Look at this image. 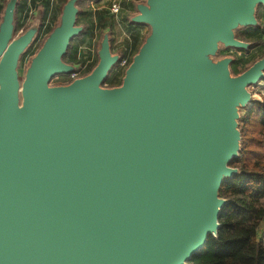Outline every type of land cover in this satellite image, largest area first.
<instances>
[{
  "label": "water",
  "instance_id": "water-1",
  "mask_svg": "<svg viewBox=\"0 0 264 264\" xmlns=\"http://www.w3.org/2000/svg\"><path fill=\"white\" fill-rule=\"evenodd\" d=\"M80 0H66L21 78L41 17L16 30L19 0L0 17V264H186L215 237L223 181L240 150L239 109L264 79V57L235 76L224 48L258 26L264 0H143L131 24L149 33L118 86L122 56L104 31L84 76L63 60ZM250 103V104H249ZM249 104V105H248Z\"/></svg>",
  "mask_w": 264,
  "mask_h": 264
},
{
  "label": "trees",
  "instance_id": "trees-1",
  "mask_svg": "<svg viewBox=\"0 0 264 264\" xmlns=\"http://www.w3.org/2000/svg\"><path fill=\"white\" fill-rule=\"evenodd\" d=\"M80 2L81 0L78 5ZM34 6L35 0H19L16 8L15 32L22 27L21 20H25L21 17L22 12L26 9L31 10ZM49 6L50 1L46 0L40 30L45 29L42 27L43 20L49 14ZM256 15L259 17L258 26L253 29L252 36L256 37L257 43H260V37L264 34V5H258ZM131 25L135 29L125 44L132 54H135L142 42L139 45L138 27ZM53 26L47 25L46 33ZM112 26V23L108 25L105 23L109 34ZM90 27L94 29L92 24ZM74 39L71 40L63 57L65 62L68 58L76 59V53L73 52ZM111 40L110 36V42ZM239 65L240 60H234L230 65L231 72L239 74ZM116 66L104 81L110 87L121 83L123 73L120 69H116ZM239 130L240 150L238 156L229 163L230 166L237 168L238 172L225 179L219 189V196L226 199L227 203L219 213L217 235L215 237L209 235L204 247L194 253L186 264H264V243L257 237L259 225L264 222V101H252L246 107L240 114Z\"/></svg>",
  "mask_w": 264,
  "mask_h": 264
},
{
  "label": "rangeland",
  "instance_id": "rangeland-1",
  "mask_svg": "<svg viewBox=\"0 0 264 264\" xmlns=\"http://www.w3.org/2000/svg\"><path fill=\"white\" fill-rule=\"evenodd\" d=\"M45 3V0H43ZM117 2L121 0H116ZM6 0H0V5L2 9L0 10V17L3 11V7ZM42 4H39V0L35 1V8L32 7L31 11L26 9L24 12H22V16L25 20L22 21V27L17 31L20 32L24 28H26L28 25L33 23L34 21H37L42 17L43 11L39 10V8H42ZM38 5V6H37ZM83 6V7H82ZM85 2L81 0L79 4L80 12L77 15V25H82L83 30L80 32V37H76L74 39L73 43V52L76 53V59L71 60L70 58L67 59V62H71L75 67V73H77L80 77L86 75L91 71V68L96 64L98 58H97V49L99 47L100 39L102 38V35L104 31L107 30V27L101 26L96 28L90 27V20L91 18H98L93 17V15L86 10ZM121 4L119 2V11L117 13H111L105 12L106 15V24L112 23V31L111 34H109L112 37L111 40V51L113 54H119L121 56H128L130 57V61L132 59L131 50L127 45L125 44L130 38L131 33L134 31L135 28L132 27L130 23V17L135 14V7H132V11L125 12L124 10H121ZM134 12V13H133ZM104 13V14H105ZM131 14V15H130ZM60 16V11H56L51 7L49 14L46 16V18L43 20V23H46V26L51 24L54 25L58 22ZM257 21L259 20V17H257ZM41 20V19H40ZM135 25V24H134ZM46 26L45 29L40 30L39 35L37 36V39L32 44V46L21 56L18 64V73L20 77L22 78L24 76L25 70L29 64V61L32 57V55L35 53V51L38 49L39 44L43 37L46 34ZM139 29V45L143 41V39L148 35L149 33V26L146 24H136ZM256 28V26H244L239 27L235 30V37L237 39H240L242 41L248 42L249 47L248 48H233L228 47L224 48L222 45L219 47L218 52L214 56V60L221 59L223 57H232L234 60H240V73L244 71L246 68H248L252 63H254L256 60H258L261 57H264V34L261 35L260 39L261 42L257 43L256 37L252 36L253 29ZM138 45V46H139ZM116 69H120L122 73H124V70L118 65L116 66ZM231 75L235 76L233 72H231ZM123 76V74H122ZM71 80V74L69 73H62L57 74L49 81L50 86H56V85H65L70 83ZM103 87H110L108 84L103 83ZM248 91L251 94V100L252 101H264V81H259L256 84L248 86ZM251 101V102H252ZM250 104V103H249ZM248 104V105H249ZM247 107V106H246ZM246 107L240 108L239 113L242 114Z\"/></svg>",
  "mask_w": 264,
  "mask_h": 264
},
{
  "label": "crops",
  "instance_id": "crops-1",
  "mask_svg": "<svg viewBox=\"0 0 264 264\" xmlns=\"http://www.w3.org/2000/svg\"><path fill=\"white\" fill-rule=\"evenodd\" d=\"M36 1V0H35ZM46 1V0H45ZM50 1V6L49 10L51 7H53L54 10L60 11L62 5L65 3L66 0H49ZM44 1L39 0V4H42ZM85 2V7L87 11H89L93 17L98 16V18H91L90 24L94 28L96 27H101L104 26L106 23V18L105 12H111V5L113 3H116L119 5V2L122 7L121 10L127 12V11H132V7H135V3L139 2L138 0H121L117 2L116 0H83ZM38 6V5H37ZM42 8H39V10L44 11L45 7L44 4L41 5ZM83 7V6H82ZM35 8V6H34ZM81 9V8H80ZM31 11V10H30ZM105 13V14H104ZM134 13V12H133ZM131 15V14H130ZM264 233V222L259 225L258 231H257V237H259L260 234Z\"/></svg>",
  "mask_w": 264,
  "mask_h": 264
},
{
  "label": "built area",
  "instance_id": "built-area-1",
  "mask_svg": "<svg viewBox=\"0 0 264 264\" xmlns=\"http://www.w3.org/2000/svg\"><path fill=\"white\" fill-rule=\"evenodd\" d=\"M110 9H111V13H117L119 11V5L116 3H113ZM45 26H46V23H43L42 27L44 28ZM129 62H130V59L128 56H122L118 65L124 70L128 66ZM78 77L80 76L77 73H75V71L71 73V80L76 79ZM258 239L260 242L264 243V233L260 234Z\"/></svg>",
  "mask_w": 264,
  "mask_h": 264
}]
</instances>
